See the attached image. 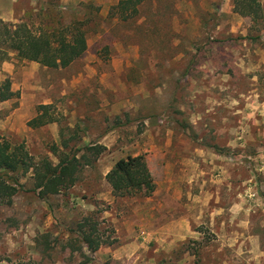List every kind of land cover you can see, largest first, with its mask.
<instances>
[{
    "label": "rangeland",
    "instance_id": "374dc122",
    "mask_svg": "<svg viewBox=\"0 0 264 264\" xmlns=\"http://www.w3.org/2000/svg\"><path fill=\"white\" fill-rule=\"evenodd\" d=\"M119 1L15 0L0 17L34 32L77 22L87 43L66 68L0 63L16 94L0 102V136L33 164L0 198V264H264V14L147 0L122 21ZM40 105L57 122L28 127ZM63 155L81 158L76 182L42 195L34 168ZM136 155L154 191L114 195L105 175Z\"/></svg>",
    "mask_w": 264,
    "mask_h": 264
},
{
    "label": "trees",
    "instance_id": "16d2710c",
    "mask_svg": "<svg viewBox=\"0 0 264 264\" xmlns=\"http://www.w3.org/2000/svg\"><path fill=\"white\" fill-rule=\"evenodd\" d=\"M147 0H120L113 10L122 21L134 19L139 6ZM233 11L240 16L256 21L263 17V7L259 0H234ZM86 33L82 24L74 22L57 29L32 31L25 23H7L0 19V63L11 59L31 61L41 66L58 69L66 68L79 59L86 51ZM16 94L11 89L9 78L0 79V102L13 99ZM50 105L37 107L35 117L27 122V126L38 128L48 123L57 122L51 116ZM41 110H43L41 112ZM99 146H90L85 150L99 154ZM82 157H86L83 155ZM31 159L26 153L10 151V146L0 136V198H10L17 192V180L13 174L33 169ZM81 165V158L75 155H63L58 164L45 162L43 171H36L35 189L42 195L55 194L72 186L76 182V174ZM5 176V179L3 178ZM11 180V182H9ZM105 180L114 195L131 196L146 189L149 194L155 185L151 172L143 155L128 156L119 159L105 175ZM85 220L78 226L82 242L90 251H96L101 242L97 238V228Z\"/></svg>",
    "mask_w": 264,
    "mask_h": 264
},
{
    "label": "crops",
    "instance_id": "0c3cea01",
    "mask_svg": "<svg viewBox=\"0 0 264 264\" xmlns=\"http://www.w3.org/2000/svg\"><path fill=\"white\" fill-rule=\"evenodd\" d=\"M11 1H15V0H0V17L5 18V16H7V14H5L4 9L9 10V8L11 7V4H10ZM1 71L5 72V73L9 72V64L7 62L2 63Z\"/></svg>",
    "mask_w": 264,
    "mask_h": 264
}]
</instances>
